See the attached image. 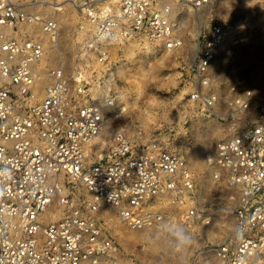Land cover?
Here are the masks:
<instances>
[{"label":"built area","instance_id":"obj_1","mask_svg":"<svg viewBox=\"0 0 264 264\" xmlns=\"http://www.w3.org/2000/svg\"><path fill=\"white\" fill-rule=\"evenodd\" d=\"M65 1L85 34L71 71L40 66L44 38L57 48L56 18L0 0V165L12 170L0 172V264H119L101 211L130 229L169 224L170 206L183 207L185 220H206L193 204L195 177L184 155L139 148L121 129L101 136L110 107L116 118L122 113L110 86L114 45L176 49L179 5L198 11L210 0ZM229 33L214 21L198 40L188 99L209 111L217 103L210 67ZM89 61L96 65L88 72ZM254 101V119L205 153L212 177L235 200L232 235L213 247L222 264H264V97L246 89L230 105L241 114Z\"/></svg>","mask_w":264,"mask_h":264},{"label":"rangeland","instance_id":"obj_2","mask_svg":"<svg viewBox=\"0 0 264 264\" xmlns=\"http://www.w3.org/2000/svg\"><path fill=\"white\" fill-rule=\"evenodd\" d=\"M21 2L31 11L54 16L59 25L56 49L44 38L48 48L41 68L63 63L66 71H71L85 37L78 29L77 11L65 0ZM179 9L183 46L172 50L175 61H160L165 48L155 46V52L148 51L147 43L139 40L124 41L112 48L108 59L110 86L119 95L123 113L113 118L115 108L110 107L112 113L107 120H114L101 138L107 140L121 129L139 148L168 149L184 155L195 177L193 204L209 222L185 220L183 207L170 206L166 207L169 224L130 229L119 223L113 212L101 211L98 216L119 245V264H222L213 247L228 239L234 227L233 190L212 177L205 153L211 152L219 139L254 119L255 101L244 113L237 114L230 105L234 97L246 89L252 91L254 99L264 97V0H210L198 11L183 4ZM214 21L227 25L230 33L210 67V88L217 103L209 111L190 101L188 95L197 84L193 65L198 40ZM89 64L88 72L96 63ZM177 222L192 238L187 249L177 246L167 231Z\"/></svg>","mask_w":264,"mask_h":264},{"label":"clouds","instance_id":"obj_3","mask_svg":"<svg viewBox=\"0 0 264 264\" xmlns=\"http://www.w3.org/2000/svg\"><path fill=\"white\" fill-rule=\"evenodd\" d=\"M7 171L10 175L12 174V170L9 167H5L4 165H0V172ZM4 180L3 176H0V182ZM167 231L171 234L174 242L177 246L182 249H187L192 241V238L186 228L180 223H175L169 225Z\"/></svg>","mask_w":264,"mask_h":264},{"label":"bare ground","instance_id":"obj_4","mask_svg":"<svg viewBox=\"0 0 264 264\" xmlns=\"http://www.w3.org/2000/svg\"><path fill=\"white\" fill-rule=\"evenodd\" d=\"M179 23H180V21L177 24H179ZM181 46H183V40H182V42H181V44H180L179 47H181ZM146 47H147V50L148 51H154L155 52V45L153 43L147 42ZM114 50H115V48H114ZM159 59H161L160 61H162V62H165V61H175L176 60V57L173 55L172 50H170V49H163V52L161 53ZM115 112H116V110H114V113ZM122 113H123V109H122ZM120 116H121V114H120ZM116 117L117 116H115V115L113 116V118H116ZM113 120L114 119H112V118H110V119L107 120L106 125H105V128H104V132L105 131L108 132L110 130L111 125H112L111 123H112ZM205 222H209V220L206 219Z\"/></svg>","mask_w":264,"mask_h":264}]
</instances>
